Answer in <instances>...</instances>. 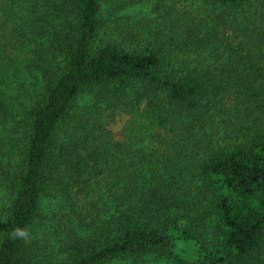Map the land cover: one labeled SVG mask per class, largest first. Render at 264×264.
I'll use <instances>...</instances> for the list:
<instances>
[{
	"label": "trees",
	"instance_id": "1",
	"mask_svg": "<svg viewBox=\"0 0 264 264\" xmlns=\"http://www.w3.org/2000/svg\"><path fill=\"white\" fill-rule=\"evenodd\" d=\"M149 255L264 264V0H0V264Z\"/></svg>",
	"mask_w": 264,
	"mask_h": 264
},
{
	"label": "rangeland",
	"instance_id": "2",
	"mask_svg": "<svg viewBox=\"0 0 264 264\" xmlns=\"http://www.w3.org/2000/svg\"><path fill=\"white\" fill-rule=\"evenodd\" d=\"M90 95L85 93L81 94L78 98V104L87 103L89 101ZM126 118L125 114H117L115 116V121L111 123V128L117 130L124 122ZM144 264H171L170 261L166 260H155L153 255L145 257L143 260Z\"/></svg>",
	"mask_w": 264,
	"mask_h": 264
},
{
	"label": "clouds",
	"instance_id": "3",
	"mask_svg": "<svg viewBox=\"0 0 264 264\" xmlns=\"http://www.w3.org/2000/svg\"><path fill=\"white\" fill-rule=\"evenodd\" d=\"M9 235L12 240H19L25 244L30 243L33 238V234L31 233L30 229L27 226L24 228L18 226L14 227L10 231Z\"/></svg>",
	"mask_w": 264,
	"mask_h": 264
}]
</instances>
